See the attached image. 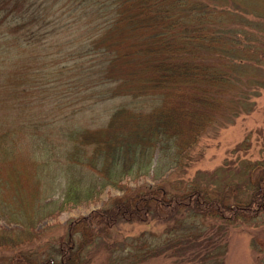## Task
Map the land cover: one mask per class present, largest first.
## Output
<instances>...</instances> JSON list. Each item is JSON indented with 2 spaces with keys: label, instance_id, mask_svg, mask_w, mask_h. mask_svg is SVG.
<instances>
[{
  "label": "trees",
  "instance_id": "trees-1",
  "mask_svg": "<svg viewBox=\"0 0 264 264\" xmlns=\"http://www.w3.org/2000/svg\"><path fill=\"white\" fill-rule=\"evenodd\" d=\"M55 1L0 0V108H4L0 112V163L8 165L6 177L0 170V220L13 227L0 225V249L28 245L36 239L43 221L92 204L107 187L122 194L90 217L69 222L66 237L50 245L40 258L20 251L6 264H84L88 242L99 238L97 229L122 219L154 220L162 227L157 233L145 231L131 238L118 263L136 264L163 251L183 256L189 246L203 240L209 218L225 222L251 218L254 207L264 205V168L256 181L251 174L249 183L253 189L256 186V192L236 186L243 195L230 190L209 192L195 182L179 189L168 182L172 172L186 163L205 128L202 119L215 114H209L210 110L220 104L223 84L229 81L219 66L201 61L217 41L213 35L209 38L210 33L219 34L209 23L217 4L66 0L60 6ZM200 6L203 16L186 14ZM81 15L87 18L86 31L91 33L88 42L84 36L82 42L97 49L93 64L69 76V70L76 63L78 69L82 60L67 54L76 59L75 64L55 74L56 65L43 62L44 73L39 75L38 68L30 67L27 60L34 43L44 46L43 61L42 55L48 53L46 34L59 36ZM193 19L199 22L193 25ZM135 32L142 35L138 44L133 42L139 38ZM115 38L123 43L128 40L123 54L113 51ZM118 62L131 69L119 72L123 69L114 66ZM16 73L23 78L21 83L16 82ZM74 77V84L85 83L88 97H99L101 103L117 96L129 102L106 113L104 127L82 128L74 122V115L85 113L88 105L76 108L77 102L64 94L67 85H60ZM127 110L132 111L130 115ZM23 148L34 159L29 177L8 161ZM53 162L57 170L64 171L63 180L82 178L58 182L45 170ZM127 178H151L154 183L135 189L122 185ZM4 191L9 194L7 199L2 196ZM184 262L188 263L183 259L181 264Z\"/></svg>",
  "mask_w": 264,
  "mask_h": 264
},
{
  "label": "rangeland",
  "instance_id": "rangeland-1",
  "mask_svg": "<svg viewBox=\"0 0 264 264\" xmlns=\"http://www.w3.org/2000/svg\"><path fill=\"white\" fill-rule=\"evenodd\" d=\"M34 1L31 0V2ZM37 1L43 3L47 0ZM65 1L56 0L55 4L65 5ZM196 1L198 0H191L194 6ZM199 1L211 7L217 4V13L209 20V23L214 24L215 30L219 33L218 35L214 32L210 33L209 38L213 35L217 41L211 43L208 51L204 52L206 57H203L201 61L211 66H219L220 71L227 74L229 81L223 84L224 93L221 102L219 101L220 104L216 103V106L211 107L209 114L212 112L215 114L206 115L202 119L205 128L203 127L196 144L189 151L186 163L179 165L178 170L173 172L171 170L172 174L168 177V182L175 186L177 184L179 189L184 188L187 182H195L201 184L209 192L230 190L243 195V190L236 186L246 189L247 192L253 190L256 192V186L254 189L251 188L249 182L251 174L252 180L256 181L264 168V0ZM202 8L203 6L195 7L192 11H186V14L203 16L204 14L199 12ZM82 15L76 18L71 28L64 27L59 36L53 35L52 32L46 34L48 53L42 55L43 61L40 56L44 46L34 43L27 60L30 67L38 68L39 75L44 73L41 68L43 62L56 65L54 73L58 74L62 70L65 71L69 65L75 64L76 59H81L78 69L76 63L69 70L67 74L69 76L93 64L92 57H95L93 52L97 49H93L92 44L85 45V42H82L83 36L88 42L87 35L91 34L86 31L87 18ZM191 22L193 25L197 24L199 19H193ZM74 30H78L75 35ZM135 33L139 38H133V42L138 44L142 35L139 32ZM126 42L128 40L123 43L120 38H115L111 42L113 51L117 54L126 52L128 50ZM94 46L96 48V45ZM145 54L143 52V55ZM24 64L27 67V63L24 62ZM114 66L123 69L119 72H128V68L131 69L128 66L123 67L120 62ZM21 79L16 73V82L21 83ZM76 80V78L67 80L61 82L60 85H67V92L64 94L77 102L76 108L88 105L85 113L75 112L74 115V122L82 128L104 127L107 123L105 114L112 112L121 103L127 102L128 104L129 102L126 97L117 96L101 103L98 96V99L88 97L87 91L83 89L85 83L80 81L74 84ZM138 87L136 81L135 88ZM86 95L87 97L84 98ZM128 107L132 110L131 105ZM0 109L2 113L4 108ZM131 112L127 110V115ZM8 161L20 166L22 174L26 177L33 173L34 159L26 148L21 149ZM53 163V165L46 166L45 170L51 173L53 179L56 176L58 182L66 183L69 180L75 182L82 178L71 177L63 180L64 171L57 170V163ZM7 166L5 163H0V170L4 177L7 176ZM153 183L151 178H142L139 181L127 178L122 185L139 189ZM121 194L120 190L107 187L98 200L92 204L79 206L46 219L40 224L37 237L33 242L22 248L0 249V264H6L20 251L30 255V258H40L50 245L58 244L66 237L69 222L90 217L92 213L106 207L112 198L115 200ZM7 195L9 194L5 191L2 194L6 199ZM12 198H15V193L12 194ZM228 201L231 202L230 199ZM253 210L256 212L247 219L225 222L218 218H209L206 222L208 228L201 236L203 240L194 242L196 244L189 246L183 256L171 255L169 251H163L147 260L142 259L136 264H181L183 259L189 264H264V205L254 207ZM0 225L6 229L13 228L1 220ZM161 227L154 220L142 223L123 219L112 226H100L99 230L97 229L99 238L94 242H88L84 264H121L117 259L121 258L122 251H126L127 246L131 245V238L138 237L145 231L157 233Z\"/></svg>",
  "mask_w": 264,
  "mask_h": 264
}]
</instances>
